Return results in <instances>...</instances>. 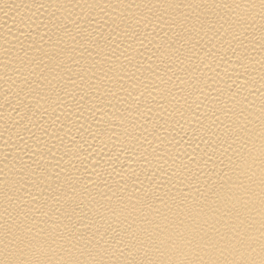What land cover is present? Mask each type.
Listing matches in <instances>:
<instances>
[{"label":"bare ground","instance_id":"6f19581e","mask_svg":"<svg viewBox=\"0 0 264 264\" xmlns=\"http://www.w3.org/2000/svg\"><path fill=\"white\" fill-rule=\"evenodd\" d=\"M0 264H264V0H0Z\"/></svg>","mask_w":264,"mask_h":264}]
</instances>
